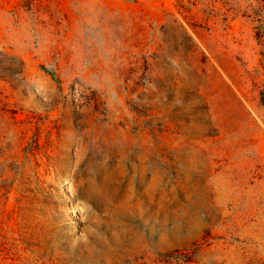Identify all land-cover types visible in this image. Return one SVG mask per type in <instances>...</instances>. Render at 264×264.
Wrapping results in <instances>:
<instances>
[{
	"label": "rangeland",
	"instance_id": "obj_1",
	"mask_svg": "<svg viewBox=\"0 0 264 264\" xmlns=\"http://www.w3.org/2000/svg\"><path fill=\"white\" fill-rule=\"evenodd\" d=\"M255 0H0V264H264Z\"/></svg>",
	"mask_w": 264,
	"mask_h": 264
},
{
	"label": "trees",
	"instance_id": "obj_2",
	"mask_svg": "<svg viewBox=\"0 0 264 264\" xmlns=\"http://www.w3.org/2000/svg\"><path fill=\"white\" fill-rule=\"evenodd\" d=\"M256 3L261 7V10L264 12V0H255ZM257 38L262 46L264 48V19H262V26L260 25V30L257 31ZM262 57H263V63H264V51H262Z\"/></svg>",
	"mask_w": 264,
	"mask_h": 264
}]
</instances>
